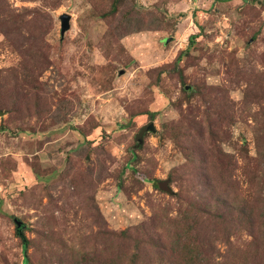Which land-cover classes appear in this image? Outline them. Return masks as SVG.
Returning <instances> with one entry per match:
<instances>
[{"label": "rangeland", "instance_id": "374dc122", "mask_svg": "<svg viewBox=\"0 0 264 264\" xmlns=\"http://www.w3.org/2000/svg\"><path fill=\"white\" fill-rule=\"evenodd\" d=\"M187 46L182 76L157 72ZM0 107V264L25 259L14 219L26 264H111L112 232L164 237L225 170L251 221L201 218L210 256L224 260L229 239L236 264H264V0H0ZM133 245L146 264L151 248Z\"/></svg>", "mask_w": 264, "mask_h": 264}, {"label": "trees", "instance_id": "16d2710c", "mask_svg": "<svg viewBox=\"0 0 264 264\" xmlns=\"http://www.w3.org/2000/svg\"><path fill=\"white\" fill-rule=\"evenodd\" d=\"M221 1H230V0H221ZM117 9V6L112 7L110 11L114 12ZM2 30V29H1ZM4 39L8 38V33L4 30L1 31ZM198 35H191L188 37V46H190L194 39H196ZM8 40V39H7ZM188 46L184 50L178 51L175 58L169 65H164L163 67H160L157 69V72L159 74L164 72H170L171 70L181 75V72L179 71V64L181 62L182 56L184 54L188 53ZM182 76V75H181ZM10 93L13 96V98H19L18 95L20 94V90L18 89L17 85H14L11 87ZM3 107V106H2ZM1 108V107H0ZM8 112H10V108L8 109ZM222 115L221 113H217V116ZM154 114L151 115V118H153ZM207 122V121H206ZM207 124H210L212 126L215 125V123L207 122ZM0 130H6L4 127H0ZM210 134L212 136L213 130L210 129ZM214 135V134H213ZM213 140V139H211ZM211 144H215V140L211 142ZM186 162L190 164L194 161V157L191 154H185ZM231 158H229V161L231 163ZM227 162L224 164L220 163L221 168H225L227 166ZM225 171H222L217 175L218 179L215 181L214 185H211L210 183H205L202 187V190L200 191V197L202 199H206L204 203L201 201V199L198 201L199 207L194 211L191 212V204L183 207L182 209L177 210V214L173 218H167V226H165V236L158 238V240H155L154 237L151 236H145L148 231H144V224L140 227H136L133 229H127L121 232H112L110 234L112 241H113V253L112 257L110 259L111 264H141L144 263L142 260L137 259V257L134 255H126L124 252V244L127 242H130L134 244L133 250L139 251L141 247H150V253L152 256L147 259L146 264H153L154 262L165 263V264H236L237 259V251L234 253L232 250V244L227 240L228 249H227V257H225L224 260L221 262L213 260L210 256V249L208 244L211 242V238L209 233L214 230H206L204 227H200L199 220L201 218H204L205 220L209 222H216V225L222 226L223 229L226 230H236L238 224L242 225L244 224L245 220L246 223H250L251 218L247 215L245 209H249V205H247L246 199L244 197L238 195L235 190V187L232 185L231 191L227 188L229 185L226 181V177L229 174V172L225 174ZM204 180L206 181V177L202 176ZM152 184V187L154 190L159 191L161 194L165 195H174L175 193L172 191L171 186L167 180H160V179H151L148 181ZM216 191H222V197H216V198H210L214 197ZM230 192L233 193V195H230ZM230 195V197L225 195ZM179 196L178 194H176ZM175 196V195H174ZM183 197V196H182ZM182 197L178 198L177 200L180 202ZM209 197L210 202L207 201V198ZM240 204V209L237 210L238 212L230 210L231 206H234L235 204ZM179 206V207H180ZM203 208V209H202ZM219 208V209H218ZM219 211H224V215H219L218 218L214 217V214H216ZM234 212L235 218L232 222H228V219L226 217ZM243 214V215H242ZM238 215V216H237ZM247 217V218H246ZM246 218V219H245ZM15 220V219H14ZM16 236L19 237L22 240V251L24 254L25 259L23 260V264L27 263L26 258V250L28 248V241L21 237L20 231H22V227H16ZM156 225V222H155ZM229 228V229H228ZM103 234V233H102ZM225 241L221 240L220 242ZM231 249V250H230ZM115 250V252H114ZM116 251H121L123 254L120 256ZM114 254V255H113ZM234 257L233 259L229 260L230 257ZM157 264V263H156Z\"/></svg>", "mask_w": 264, "mask_h": 264}, {"label": "water", "instance_id": "95a60500", "mask_svg": "<svg viewBox=\"0 0 264 264\" xmlns=\"http://www.w3.org/2000/svg\"><path fill=\"white\" fill-rule=\"evenodd\" d=\"M70 15L68 14H62L59 16V21H60V36L61 38L64 36L65 32L68 31L70 29ZM169 42V39H166L164 41V44H167ZM149 131L151 133H155V128L153 127V125H149L148 127H145L143 129V132ZM16 223V227H20V223L16 222V220H14Z\"/></svg>", "mask_w": 264, "mask_h": 264}, {"label": "crops", "instance_id": "0c3cea01", "mask_svg": "<svg viewBox=\"0 0 264 264\" xmlns=\"http://www.w3.org/2000/svg\"><path fill=\"white\" fill-rule=\"evenodd\" d=\"M165 41V40H164ZM164 41H163V43H164Z\"/></svg>", "mask_w": 264, "mask_h": 264}]
</instances>
